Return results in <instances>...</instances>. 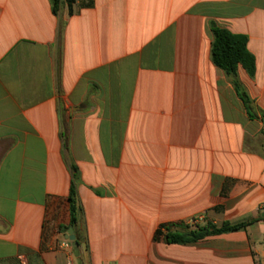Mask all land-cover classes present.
Returning <instances> with one entry per match:
<instances>
[{
    "label": "crops",
    "instance_id": "crops-1",
    "mask_svg": "<svg viewBox=\"0 0 264 264\" xmlns=\"http://www.w3.org/2000/svg\"><path fill=\"white\" fill-rule=\"evenodd\" d=\"M263 115L264 0H0V264H264V220L166 239L262 217Z\"/></svg>",
    "mask_w": 264,
    "mask_h": 264
},
{
    "label": "trees",
    "instance_id": "trees-1",
    "mask_svg": "<svg viewBox=\"0 0 264 264\" xmlns=\"http://www.w3.org/2000/svg\"><path fill=\"white\" fill-rule=\"evenodd\" d=\"M61 1L62 0H51L54 14H58ZM66 1L69 5L72 4V0ZM212 32L214 36L211 50L212 62L216 67L223 70L231 78L235 90L243 100L248 110L249 116L251 118H255V114H253L251 107V100L247 96L237 76L239 66H243L251 77H254L256 73V60L248 50V39L244 35L232 34L231 32L221 29L214 24L212 25ZM69 201L71 205V225L74 226L77 222V207L74 187L71 188ZM259 220H264V218L259 217L257 219H251L237 224H230L227 222L220 228H217L214 225H208L196 228L188 233H169L166 239L169 244L195 243L210 235H220L245 230L248 226Z\"/></svg>",
    "mask_w": 264,
    "mask_h": 264
},
{
    "label": "water",
    "instance_id": "water-1",
    "mask_svg": "<svg viewBox=\"0 0 264 264\" xmlns=\"http://www.w3.org/2000/svg\"><path fill=\"white\" fill-rule=\"evenodd\" d=\"M262 217L264 218V213L262 214ZM66 239L72 243L73 247H77V242L75 241V235H74V231H73V228L71 227L68 232H67V235H66Z\"/></svg>",
    "mask_w": 264,
    "mask_h": 264
},
{
    "label": "built area",
    "instance_id": "built-area-1",
    "mask_svg": "<svg viewBox=\"0 0 264 264\" xmlns=\"http://www.w3.org/2000/svg\"><path fill=\"white\" fill-rule=\"evenodd\" d=\"M66 247H70V244L68 243V244L66 245Z\"/></svg>",
    "mask_w": 264,
    "mask_h": 264
}]
</instances>
